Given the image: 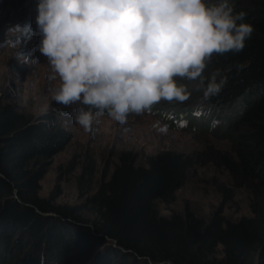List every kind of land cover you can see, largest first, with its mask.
I'll return each instance as SVG.
<instances>
[{
	"label": "trees",
	"instance_id": "16d2710c",
	"mask_svg": "<svg viewBox=\"0 0 264 264\" xmlns=\"http://www.w3.org/2000/svg\"><path fill=\"white\" fill-rule=\"evenodd\" d=\"M233 3L253 33L239 53L214 54L203 73L220 69L226 85L205 101L183 80L188 99L160 113L169 114L170 125L218 127L232 156L215 161L235 189L251 195V216L232 222L222 209L208 221L190 211L161 216L157 205L174 202L195 166L192 156L170 150L145 165L123 153L81 206H54L39 196L40 183L70 135L49 116L34 120L0 106V264H40L41 257L44 264H84L100 248L104 254L94 264H264V0ZM91 181L84 169L79 190Z\"/></svg>",
	"mask_w": 264,
	"mask_h": 264
},
{
	"label": "clouds",
	"instance_id": "9594fccd",
	"mask_svg": "<svg viewBox=\"0 0 264 264\" xmlns=\"http://www.w3.org/2000/svg\"><path fill=\"white\" fill-rule=\"evenodd\" d=\"M35 10L38 50L59 81L52 100L81 105L74 121L86 132L105 113L123 125L162 100H187L181 79L205 101L218 95L227 76L205 77L208 62L239 53L253 33L233 0H36Z\"/></svg>",
	"mask_w": 264,
	"mask_h": 264
},
{
	"label": "rangeland",
	"instance_id": "374dc122",
	"mask_svg": "<svg viewBox=\"0 0 264 264\" xmlns=\"http://www.w3.org/2000/svg\"><path fill=\"white\" fill-rule=\"evenodd\" d=\"M35 9L36 0H0V106L34 120L49 116L62 124L71 137L67 147L53 158L40 183L42 199L54 206L79 207L109 180L123 153L135 154L138 162L145 165L149 157L170 150L192 156L195 166L175 193L174 202L157 205L161 216L190 211L208 221L220 209L232 222L251 216V195L245 189H235L221 161H215L220 155L232 156L229 142L218 137V127L213 125L206 132L203 127L186 128L185 123L170 125L169 114L160 113L170 104L178 109L181 102H158L156 110L129 114L123 125L105 113L91 131L78 126L74 115L81 105L66 107L52 100L50 90L59 81L52 79L47 58L38 50ZM10 28L19 30L11 34ZM84 169L92 173V181L85 182L80 191L78 179ZM101 253L104 250L100 248L84 264H94L95 256L99 254L101 258ZM110 264L118 263L112 259Z\"/></svg>",
	"mask_w": 264,
	"mask_h": 264
}]
</instances>
